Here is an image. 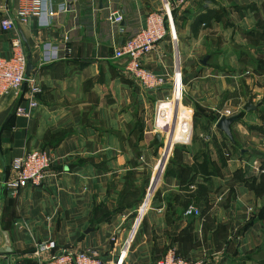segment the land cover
<instances>
[{"label":"crops","instance_id":"0c3cea01","mask_svg":"<svg viewBox=\"0 0 264 264\" xmlns=\"http://www.w3.org/2000/svg\"><path fill=\"white\" fill-rule=\"evenodd\" d=\"M17 2L0 0V19ZM165 7L175 38L166 36L144 65L169 83L180 71L198 134L183 148L164 144L150 179L163 144L156 103L168 91L142 89L113 51ZM68 8L52 26L46 6L16 29L40 93L29 116L14 113L27 108L26 84L0 99V229L9 234V264H38L61 250H95L104 264H153L171 249L201 264H264V0H72ZM206 10L221 17L194 35ZM111 11L124 16L117 35L106 22ZM12 35L0 28L1 57H10ZM247 101L257 109L244 112ZM223 108L239 114L232 141L215 128ZM30 150L54 159L44 184L6 187L16 177L12 161ZM204 160L209 176L196 171ZM125 188L136 195L120 203ZM187 206L201 216L185 217ZM49 241L55 249L36 257V243Z\"/></svg>","mask_w":264,"mask_h":264},{"label":"built area","instance_id":"2783aa9c","mask_svg":"<svg viewBox=\"0 0 264 264\" xmlns=\"http://www.w3.org/2000/svg\"><path fill=\"white\" fill-rule=\"evenodd\" d=\"M72 0H61L54 3L53 0H18L15 10L8 14L5 13L0 19V28L3 32H12L10 39L11 55L8 58L0 56V99L6 95L16 92L24 83L27 58L22 50V41L17 26L30 19H39L45 12L52 20L58 16L69 13L68 8ZM124 16L120 11H111L106 17V22L110 26L114 35L123 31L121 24ZM170 35L175 38L173 24L167 7L163 12H152L147 14L143 24L123 39L113 51V59L123 61L125 71L129 77L137 84L148 91H168V97L165 100L156 103L155 126L157 132L166 142L170 141L171 147L174 145L186 144L190 141L192 135L193 112L192 109L183 104L184 88L181 84V73L176 71L172 76L171 83L167 77L157 74L144 65V60L156 48V46ZM65 42L68 38H64ZM53 53L57 60L64 57L65 51L60 53L54 49ZM179 84L178 85V82ZM29 94L27 108L16 107L14 113L17 115L29 116L38 106L37 95L40 93V85L34 77H28L25 81ZM219 117H232L237 115L230 108H223L218 111ZM229 155L226 153L225 157ZM54 162L44 150L26 151L21 157L12 161V169L16 173L15 179L6 185L17 190L25 186L41 187L47 176L50 167ZM255 169L258 165L255 162ZM264 172V170H259ZM185 217L200 216V210L189 206L184 212ZM54 242L36 243L34 255L39 257L46 251L54 250ZM38 264H104L102 258L95 250L70 251L61 250L53 253L48 259L40 261ZM153 264H201L197 261L186 260L176 254L174 250H169L166 255Z\"/></svg>","mask_w":264,"mask_h":264},{"label":"water","instance_id":"95a60500","mask_svg":"<svg viewBox=\"0 0 264 264\" xmlns=\"http://www.w3.org/2000/svg\"><path fill=\"white\" fill-rule=\"evenodd\" d=\"M173 24V23H172ZM209 56H204L200 61V65L202 66H206L207 65V60H208ZM33 69V66L31 65V62L27 59V65H26V71H25V75H24V79L26 81V79L29 77L30 71ZM22 84V86H24L26 83ZM257 105H253L250 101H247L243 106H242V110L244 112H251L257 109ZM15 110V109H14ZM239 118V114L232 116V117H220L217 122L215 123V128L222 132L230 141H232V134H231V129L230 126L235 123ZM156 139L159 140L160 139V134L156 135ZM5 188V183L2 182L1 186H0V197L4 191ZM1 208V205H0ZM93 229L89 228L88 232H91ZM12 254V249L10 247V238H9V234L6 231H2L0 229V264H9L10 263V258L9 255Z\"/></svg>","mask_w":264,"mask_h":264},{"label":"trees","instance_id":"16d2710c","mask_svg":"<svg viewBox=\"0 0 264 264\" xmlns=\"http://www.w3.org/2000/svg\"><path fill=\"white\" fill-rule=\"evenodd\" d=\"M222 11V9H221ZM221 11H217L215 13V11L213 10H206V12L204 14H200L196 19L195 21L192 23V27H191V30H192V33L195 35L198 31V29L200 27H205L207 26L211 20H215V19H219V17H221ZM263 29H264V25L261 26ZM263 103L260 104V106L262 105ZM134 128H136V123L134 125ZM158 143V142H157ZM159 145H161L159 143ZM208 167H209V164L207 163L206 160L202 161V163L200 165H198V168L196 169V171H199L201 174L205 175V176H209L211 175L213 172H209L208 171ZM195 169V168H194ZM215 173V172H214ZM131 190H128L127 188L123 189L122 190V196L120 198V203H128L129 201H131L132 198H135V195H136V191L135 192H132L129 193ZM135 194V195H134ZM124 195V196H123ZM189 206H187L184 211L188 208ZM183 211V212H184ZM200 216H201V212H200ZM199 216V217H200ZM190 217V216H189ZM108 218V215L105 214H102L101 216V220H106Z\"/></svg>","mask_w":264,"mask_h":264},{"label":"rangeland","instance_id":"374dc122","mask_svg":"<svg viewBox=\"0 0 264 264\" xmlns=\"http://www.w3.org/2000/svg\"><path fill=\"white\" fill-rule=\"evenodd\" d=\"M174 39V38H173ZM178 69V68H177ZM176 69V70H177ZM178 71V70H177ZM183 97H184V95H183ZM197 134H198V132H193V135H192V137H191V141H193V140H195L196 139V137H197ZM209 138V137H208ZM207 139V138H206ZM161 141H162V145H161V147H160V153H159V155L155 158V159H153V163H151V167H152V171H151V173H150V179H151V177H152V173H153V167L155 166L154 164L158 161V160H161L160 158L162 157V154H163V152H164V150H165V148H166V146L164 147V144L166 145L167 144V142H168V140H166V142H165V140L163 139V138H161ZM190 141V142H191ZM186 144H180V145H177V147L179 148H183V146H185ZM170 155V153L168 154V156H167V159H166V161L169 159V156ZM160 164H161V167H162V169H161V174H160V179H159V181H158V183L161 181V179H162V177H163V175H164V172H165V170H166V168H165V165H166V162H160ZM150 171V170H149ZM149 179V182H151V180ZM158 183H157V185H158ZM156 185V186H157ZM155 191V190H154ZM129 193H131L132 194V191H130Z\"/></svg>","mask_w":264,"mask_h":264},{"label":"bare ground","instance_id":"6f19581e","mask_svg":"<svg viewBox=\"0 0 264 264\" xmlns=\"http://www.w3.org/2000/svg\"><path fill=\"white\" fill-rule=\"evenodd\" d=\"M177 82H178V85H180V84H179V81H177Z\"/></svg>","mask_w":264,"mask_h":264}]
</instances>
